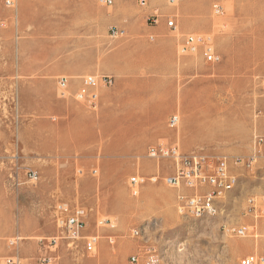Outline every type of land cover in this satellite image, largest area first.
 <instances>
[{
  "label": "rangeland",
  "instance_id": "obj_1",
  "mask_svg": "<svg viewBox=\"0 0 264 264\" xmlns=\"http://www.w3.org/2000/svg\"><path fill=\"white\" fill-rule=\"evenodd\" d=\"M188 33L209 34L219 62L206 61L201 49L179 54ZM74 62L111 76V85L100 87L108 93L103 107L99 95L94 106L73 99L80 79L71 76L69 95H60L56 68ZM101 113L103 130H92ZM263 133L264 0H148L144 8L136 0H0V264L6 257L130 264L149 246L159 264L264 257V214L248 209L250 198L263 204L264 157L250 169L233 161H246L254 136ZM159 144L229 159L238 182L216 217H181L176 195L193 191L184 185L159 180L131 193L128 179L137 173H175L171 159L148 156ZM58 204L88 209L82 234L101 236L92 254L63 242L47 250ZM104 218L114 226L98 225ZM231 227H244L246 235ZM134 229L141 236L130 237ZM107 235L116 237L113 245ZM45 255L51 260L42 263Z\"/></svg>",
  "mask_w": 264,
  "mask_h": 264
},
{
  "label": "built area",
  "instance_id": "obj_2",
  "mask_svg": "<svg viewBox=\"0 0 264 264\" xmlns=\"http://www.w3.org/2000/svg\"><path fill=\"white\" fill-rule=\"evenodd\" d=\"M102 4H111L112 0H98ZM175 0H168L169 3H174ZM139 7H146L148 0H136ZM215 12H219L217 8ZM159 14L156 9L150 14V19L156 23L158 21ZM167 26L174 30L176 24L173 18H168L166 22ZM113 35H116L117 30H111ZM152 40L154 37L149 36ZM213 38L209 34H193L188 33L182 36V39L178 45V51L181 55H193L202 50L203 56L206 61L217 63L220 60L219 55L213 48ZM112 83L111 76L108 75H86L81 78V85L77 91L71 96L77 101H84L90 105H96L97 93L96 90L100 86H109ZM56 84L60 90V95L66 97L68 93V81L65 77H58ZM177 116L170 118V125H174L177 122ZM147 154L150 158H169L171 159L175 173L172 175L159 176L158 174H152L144 176L141 174H135L128 179V185L133 195H136L138 188L145 183H156L162 181L163 184L179 188L184 185L187 188L192 189L190 194L176 195V209L177 213L181 217L191 218H211L216 217V207H222L221 200L224 198V190L227 186L237 184L238 178L229 169V159L223 155H203L195 152L182 153L175 147H169L163 144L151 146L147 150ZM264 157V133L254 136L253 154L247 158L246 161H242L239 158H235L233 161L235 164L242 163L246 168H251L256 162L257 157ZM262 179L264 180V170L262 171ZM28 177L31 180L36 179L34 172H28ZM200 188L204 190L201 191ZM249 210L257 212L261 210L264 214V200L263 204H257L254 198L249 199ZM88 218V209L82 206H75L68 208L66 204H58L55 208V225L57 228L56 234L47 240V250L56 249L58 244L63 242L69 249H76L82 251L85 254H92L99 246L101 236L98 233L95 234H82V231L86 228ZM98 225L113 227L109 218L101 219ZM236 236H245L246 229L244 227H231L228 229ZM141 233L138 229L131 230L130 237H139ZM108 244L113 245L116 241V237L113 235L105 236ZM10 241V244H13ZM50 256H43L40 261L49 262ZM130 264H159L156 254L154 253V247L149 246L134 254L129 258ZM4 264H27L15 257H6ZM47 264V263H45ZM239 264H264V257L256 254L246 255L240 259Z\"/></svg>",
  "mask_w": 264,
  "mask_h": 264
},
{
  "label": "crops",
  "instance_id": "obj_3",
  "mask_svg": "<svg viewBox=\"0 0 264 264\" xmlns=\"http://www.w3.org/2000/svg\"><path fill=\"white\" fill-rule=\"evenodd\" d=\"M20 50L22 51V44L20 46ZM21 62V68H22V59L20 60ZM57 73L60 74L58 77H65L66 76H71V77H74V78H78L80 79V85H81V78L83 76H86V72H89L90 74H87V75H94V73H96L97 69L98 68H95L93 66H87L85 64H82L80 62H74L73 64H70L68 66H57ZM22 70V69H21ZM85 73V74H84ZM93 73V74H92ZM84 74V75H83ZM68 82L70 83V80L69 78H67ZM101 87V86H100ZM98 87L97 88V96H101L100 97V104L98 103V106H104L103 103H104V96H108V93L107 91L104 89V88H100ZM100 88V89H99ZM98 90H99V93H98ZM98 100V99H97ZM97 105V104H96ZM102 111V109H101ZM104 116H105V113H101L98 117L99 121L97 122V125L94 123V121L92 122V130H94L95 126L96 127H102L101 129L103 130V126L102 123H103V120H104ZM104 130H105V127H104ZM95 137V136H94Z\"/></svg>",
  "mask_w": 264,
  "mask_h": 264
},
{
  "label": "bare ground",
  "instance_id": "obj_4",
  "mask_svg": "<svg viewBox=\"0 0 264 264\" xmlns=\"http://www.w3.org/2000/svg\"><path fill=\"white\" fill-rule=\"evenodd\" d=\"M227 108L229 109L230 107L227 106ZM230 111H231V110L229 109L227 115L229 114ZM235 185H236V184H233L232 186H227V187H225V190H224V196L226 195V193H227L228 191L232 190V189L235 187ZM220 209H221V207H216V215L220 212Z\"/></svg>",
  "mask_w": 264,
  "mask_h": 264
}]
</instances>
